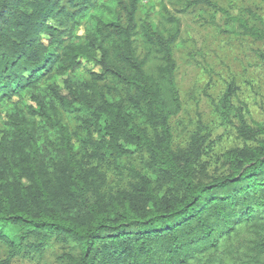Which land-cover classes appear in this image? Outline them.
<instances>
[{
    "label": "trees",
    "instance_id": "1",
    "mask_svg": "<svg viewBox=\"0 0 264 264\" xmlns=\"http://www.w3.org/2000/svg\"><path fill=\"white\" fill-rule=\"evenodd\" d=\"M141 3L104 2L82 40L57 43L61 28L76 30L97 9L92 0H0V264L42 257L53 242L61 264H264V126L242 124L249 144L212 171L200 133L176 147L180 22L162 4L158 28L139 17ZM178 6L220 11L211 0ZM252 17L257 26L236 22L264 43V22ZM81 61L99 72L76 83ZM24 94L33 105L13 107ZM135 155L141 171L127 168V187L108 190L98 164Z\"/></svg>",
    "mask_w": 264,
    "mask_h": 264
},
{
    "label": "rangeland",
    "instance_id": "2",
    "mask_svg": "<svg viewBox=\"0 0 264 264\" xmlns=\"http://www.w3.org/2000/svg\"><path fill=\"white\" fill-rule=\"evenodd\" d=\"M92 1L93 8L98 6L97 9L86 14L76 30L71 26L65 31L61 28L63 33L58 36L57 43L76 42L84 38L91 16L98 15V8L109 0ZM211 1L220 11L199 7L180 14L177 13L179 0H142L139 17L148 15L160 28L159 13L163 4L179 19L180 34L173 53L182 109L170 121L174 144L183 149L189 144L191 136L200 133L207 152L203 162L212 171L223 153L241 148L249 142L240 135L242 124L253 130L257 126H264V43L243 34L236 22V19H241L247 21L249 26H257L253 14L264 22V0ZM41 41L48 43V37L42 36ZM138 45L139 52H142L141 44ZM50 51L59 52L55 47ZM98 72L93 63L81 61L79 69L70 76L77 83L88 80L91 73ZM14 102L13 107L22 110L33 105L28 94L18 96ZM5 111L0 108V129L4 127ZM60 119L70 131L79 127L74 116L61 113ZM35 121L36 126H43V121ZM73 145L79 149L75 139ZM118 163L116 165L106 160L98 164L99 170L106 175L107 189L110 191L127 187L131 181L127 168L141 171L144 165L138 155ZM63 251L62 244L53 242L42 257L32 253L27 258H15L10 264H61L58 257ZM7 254L8 249L2 245L0 261Z\"/></svg>",
    "mask_w": 264,
    "mask_h": 264
}]
</instances>
